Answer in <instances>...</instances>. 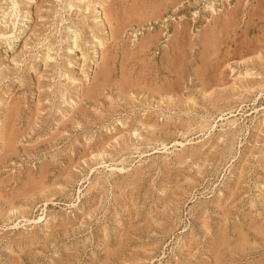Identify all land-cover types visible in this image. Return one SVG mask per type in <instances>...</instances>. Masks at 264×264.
<instances>
[{
  "label": "rangeland",
  "instance_id": "obj_1",
  "mask_svg": "<svg viewBox=\"0 0 264 264\" xmlns=\"http://www.w3.org/2000/svg\"><path fill=\"white\" fill-rule=\"evenodd\" d=\"M13 1L0 264H264V0Z\"/></svg>",
  "mask_w": 264,
  "mask_h": 264
},
{
  "label": "bare ground",
  "instance_id": "obj_2",
  "mask_svg": "<svg viewBox=\"0 0 264 264\" xmlns=\"http://www.w3.org/2000/svg\"><path fill=\"white\" fill-rule=\"evenodd\" d=\"M55 2L56 1H59V0H54ZM76 1V3L75 4H77V3H85V2H87L88 0H75ZM93 1H95V0H93ZM98 1H100L101 3H96V4H92L91 5V3H89L90 2V0H89V2L88 3H86L85 5H83L82 7H84V10L85 11H88L89 12V9L92 7L93 9H94V12L95 13H97L98 14V16H97V18L96 19H94L95 21H96V23L97 24H99V26L100 27H103V29H105V22H106V20H105V22H104V18L102 17V15L101 14H103V13H100V12H102L101 11V7H99V6H101L103 3V1L104 0H98ZM97 1V2H98ZM151 1V0H150ZM153 1V0H152ZM214 2H218V1H220V0H213ZM60 2V1H59ZM92 2V1H91ZM239 2H240V0H239ZM33 3V2H32ZM61 3H62V1H61ZM93 3V2H92ZM107 3V2H106ZM146 3V2H145ZM150 3V2H149ZM162 3H165V2H161V5H162ZM14 4L16 5V3L13 1V0H11V6H10V11L9 12H11L12 11V9H13V7H14ZM62 4H65V3H62ZM75 4H73L72 2H68L67 4H65V6L64 7H67V10L69 11V10H73L74 9V6H76ZM125 4V3H124ZM124 4H121V5H124ZM135 4V3H134ZM155 4V3H154ZM39 5V4H38ZM79 5V4H78ZM142 5V4H141ZM156 5V4H155ZM161 5H159V6H161ZM164 5V4H163ZM171 5H173V4H171ZM236 5V4H235ZM40 6V5H39ZM138 6V5H137ZM158 6V7H159ZM181 6V5H180ZM3 7V6H2ZM107 7V6H106ZM143 7V6H142ZM157 7V6H156ZM78 8V7H77ZM122 8V7H121ZM123 8H125V7H123ZM150 8V7H149ZM152 8V7H151ZM178 8V7H177ZM92 9V10H93ZM105 9V8H104ZM1 10V9H0ZM5 10V9H4ZM7 10V9H6ZM36 10H38V9H36ZM40 10V9H39ZM38 10V11H39ZM75 10V9H74ZM148 10V9H147ZM157 10H158V8H157ZM161 10V9H160ZM174 10H176V9H174ZM207 10H209V11H213V8H209L208 6H207ZM234 10V9H233ZM251 10V9H250ZM262 10V9H261ZM38 11H36V12H38ZM118 11V10H117ZM137 11V10H136ZM150 11H152V10H150ZM154 11V10H153ZM263 11V10H262ZM1 12V11H0ZM4 12V11H3ZM5 12H7V11H5ZM30 12V11H29ZM67 12V11H66ZM135 12V11H134ZM138 12V11H137ZM136 12V13H137ZM143 12V11H142ZM142 12H138L139 14L140 13H142ZM232 12H234V11H232ZM148 13V12H147ZM237 12H235V14H236ZM251 13V12H250ZM3 14V13H2ZM7 15L6 16H2V19H5L6 18V20H7V17H8V13H6ZM145 14V13H144ZM151 14H154V13H151ZM248 14V13H247ZM261 15H262V13H260ZM54 15V14H53ZM59 15V14H58ZM61 15V14H60ZM118 15V14H117ZM233 15V14H232ZM252 15V14H251ZM250 15V16H251ZM260 15V16H261ZM10 16H12L11 14L9 15V17ZM96 16V15H95ZM104 16V15H103ZM37 17V16H36ZM116 17V16H115ZM234 17V16H233ZM95 18V17H94ZM117 18V17H116ZM115 18V19H116ZM133 18V17H132ZM142 18V17H141ZM148 18V17H147ZM150 18V17H149ZM223 18V17H222ZM59 19H61V18H59ZM117 19H119V18H117ZM136 19V18H135ZM134 18H133V21H137V23H138V20L136 19L135 20ZM231 19V18H230ZM154 19H152V21H153ZM182 20V19H181ZM221 20V19H220ZM5 21V20H4ZM93 21V20H92ZM118 21V20H117ZM145 21H146V19H145ZM144 21V22H145ZM148 21V20H147ZM149 21H150V19H149ZM155 21V20H154ZM160 21H161V19H160ZM222 21V20H221ZM9 22V21H8ZM143 22V21H142ZM156 22V21H155ZM154 22V23H155ZM162 22H163V20H162ZM4 23V22H3ZM7 23V22H6ZM117 23H119V22H117ZM131 23V22H130ZM218 23H219V20H218ZM36 24V23H35ZM39 24V23H38ZM121 24V23H120ZM142 24V23H141ZM141 24H140V27H141ZM2 25H4V24H2ZM136 26H137V24H135ZM249 25H251V24H249ZM107 26V25H106ZM111 26V25H110ZM129 26V25H128ZM5 27V26H4ZM24 27V26H23ZM115 28H116V26H115ZM114 28V29H115ZM4 29V28H3ZM30 29V28H29ZM106 29H108V28H106ZM248 29V28H247ZM30 30H32V29H30ZM119 30V29H118ZM205 30H207L206 28H205ZM5 31V30H4ZM186 31V30H185ZM208 31V30H207ZM2 32V31H1ZM19 32H21V31H19ZM179 32V31H178ZM210 32V31H209ZM3 33V32H2ZM2 33H0V36L1 35H3ZM21 33H23V32H21ZM31 33H32V31H31ZM66 34H67V36H65L66 37V44L68 45H66L65 44V46L67 47V49H66V51H65V54L67 55V56H69V55H71L72 54V52H73V49H75L76 47H77V45L79 44L78 42H77V40H79V38H81V37H77V34H76V31H74V30H71L70 28H68L67 30H66V32H65ZM103 33H105V35H106V38H105V36L103 37V39L101 38V39H99V38H96V37H94L93 38V42L94 43H96V44H93V47H96V50H99V48H101L102 46H103V44L105 43V42H107L108 40L107 39H109V35H108V31L106 30L105 32H103ZM149 33H151V32H149ZM114 34L116 35V33H115V31H114ZM162 34V33H161ZM160 34V35H161ZM31 35H33V34H31ZM35 35V34H34ZM119 35V34H118ZM177 35H178V33H177ZM18 36V35H17ZM79 36V35H78ZM114 36V35H113ZM148 36V35H147ZM4 37V36H3ZM15 37H16V35H15ZM93 37V36H92ZM111 37H112V34H111ZM110 37V38H111ZM178 37V36H177ZM5 38V37H4ZM78 38V39H77ZM176 38V37H175ZM7 39V38H6ZM104 39H106L107 41H105ZM115 39V38H114ZM113 39V40H114ZM154 39V38H153ZM152 39V40H153ZM180 38H178V40H179ZM9 40V39H8ZM146 40V39H145ZM151 40V41H152ZM10 41V40H9ZM81 41V40H80ZM144 41V40H143ZM147 41H148V39H147ZM146 41V42H147ZM62 42V41H61ZM91 42V41H90ZM173 42V41H172ZM26 43V42H25ZM28 43V42H27ZM174 43V42H173ZM11 44V43H10ZM47 44V43H46ZM177 44V43H176ZM44 45V44H43ZM25 46V45H24ZM45 46V45H44ZM47 46H49V45H47ZM79 46H81L80 44H79ZM178 46V45H177ZM260 46V45H259ZM27 47V46H26ZM26 47H24L25 49H26ZM104 47V46H103ZM123 47V46H122ZM187 47V46H186ZM22 48V47H21ZM48 48V47H47ZM52 48V47H51ZM185 48V47H184ZM24 49V50H25ZM28 49V48H27ZM26 49V50H27ZM79 49V48H78ZM80 49H81V47H80ZM176 49V48H175ZM95 50V51H96ZM150 50V49H149ZM171 50V49H170ZM75 51V50H74ZM81 51H82V49H81ZM94 51V52H95ZM146 51V50H145ZM175 51V50H174ZM173 51V52H174ZM26 52V51H25ZM50 52V51H49ZM83 52V51H82ZM100 52V51H99ZM172 52V53H173ZM177 52V51H176ZM21 53V52H20ZM24 53V52H23ZM74 53V52H73ZM50 53H48L47 55H44V56H46V61H48V60H52V58H53V60H54V57H50V55H49ZM76 54V53H75ZM81 54V53H80ZM99 54V53H98ZM174 54L176 55V53L174 52ZM13 55V54H12ZM21 55H22V53H21ZM87 55V54H86ZM178 55H180V54H178ZM66 56V57H67ZM81 56V55H80ZM135 56V55H134ZM70 57V56H69ZM71 57H72V55H71ZM77 57V56H76ZM79 57V56H78ZM95 58L97 57V55L95 54V56H94ZM18 58V57H17ZM16 58V59H17ZM65 58V57H64ZM68 58V57H67ZM66 58V59H67ZM82 58V57H81ZM86 58V57H85ZM92 58V57H91ZM180 58V57H179ZM77 59V58H76ZM90 59V58H89ZM40 60V59H39ZM42 60H43V58H42ZM52 60V61H53ZM97 60H98V58H97ZM110 60V59H109ZM169 60V59H168ZM14 61H15V58H14ZM17 61V60H16ZM45 61V62H46ZM55 61V60H54ZM65 61V60H64ZM67 61V60H66ZM74 62H76L75 60H73ZM82 61V59L79 61V63ZM84 61V60H83ZM1 62V61H0ZM18 62V61H17ZM48 62H50V61H48ZM69 62V61H68ZM85 62V61H84ZM83 62V63H84ZM168 62V61H167ZM53 63V62H52ZM71 63V62H70ZM97 63V62H96ZM177 63V62H176ZM72 64V63H71ZM85 64V63H84ZM1 65V64H0ZM49 65V64H48ZM51 65V64H50ZM64 65V64H63ZM62 65V66H63ZM68 65H69V63H68ZM74 65V64H73ZM18 66V65H17ZM16 66V67H17ZM33 66V65H32ZM44 66H47L46 65V63L44 64ZM66 66V65H65ZM64 66V67H65ZM80 66V65H79ZM83 66V65H82ZM175 66V65H174ZM48 67V66H47ZM85 67V66H84ZM84 67H82V68H84ZM171 67V66H170ZM18 68V67H17ZM71 68V67H70ZM70 68H68V69H70ZM173 68V67H172ZM10 69V68H9ZM9 69H7L8 71H9ZM67 69V68H66ZM72 69V68H71ZM159 69V68H158ZM17 70V69H16ZM136 71V70H135ZM12 72V71H11ZM99 72V71H98ZM170 72H172V70H170ZM3 73H5L4 72V70H3ZM86 73V72H85ZM175 73V72H174ZM0 74H1V72H0ZM8 74V73H7ZM248 74V73H247ZM250 74V73H249ZM2 75V74H1ZM81 75H83V74H81ZM4 76V75H3ZM86 76V75H85ZM178 76V75H177ZM246 76V75H245ZM0 77H2V76H0ZM67 77V76H66ZM69 77V76H68ZM82 77H84V76H82ZM2 78H6V77H2ZM39 78V77H38ZM71 78V77H70ZM74 78V77H73ZM73 78H71V79H73ZM86 78V77H85ZM177 78H179V77H177ZM78 79V78H77ZM96 79H98V78H96ZM176 79V78H175ZM74 80V79H73ZM139 80V79H138ZM176 80H178V79H176ZM0 81H1V79H0ZM71 81V80H70ZM76 81H78V80H76ZM80 81V80H79ZM78 81V82H79ZM96 81H98V80H96ZM120 81H122V80H120ZM173 81H174V79H173ZM134 82V81H133ZM178 82V81H177ZM72 83V82H71ZM74 83V82H73ZM72 83V84H73ZM93 83H95V82H93ZM166 83V82H165ZM76 84V83H75ZM97 84V83H96ZM95 84V85H96ZM99 84V83H98ZM97 84V85H98ZM162 84V83H161ZM167 84V83H166ZM174 84V83H173ZM79 85V84H78ZM94 85V86H95ZM133 85V84H132ZM165 85V84H164ZM92 86H93V84H92ZM162 86V85H161ZM78 87V86H77ZM90 87V86H89ZM165 87V86H164ZM168 87V86H167ZM166 87V88H167ZM93 88V87H92ZM95 88V87H94ZM97 88H100L99 87V85H98V87ZM156 88V87H155ZM163 88V87H162ZM90 89V88H89ZM88 89V90H89ZM123 89V88H122ZM175 89V88H174ZM98 90V89H97ZM168 90V89H167ZM172 90V89H171ZM94 91H96V90H94ZM99 91V90H98ZM141 92V91H140ZM143 92V91H142ZM168 92V91H167ZM169 92H170V90H169ZM169 92L167 93V94H169ZM99 93V92H98ZM147 93V92H146ZM94 94V93H93ZM160 95H161V93H159ZM175 94V93H174ZM61 95V94H60ZM89 94H87V96H88ZM79 96V95H78ZM96 96V95H95ZM80 97V96H79ZM93 97V96H92ZM170 97L171 96H169V97H164V98H166V99H170ZM89 98V97H88ZM146 98V97H145ZM161 99V98H160ZM166 99H164V101L166 100ZM162 100V99H161ZM160 100V101H161ZM72 101V100H71ZM72 102H74V101H72ZM158 102V101H157ZM162 102V101H161ZM38 103V102H37ZM164 103V102H163ZM68 105H70V104H68ZM72 105V104H71ZM158 105V104H157ZM14 109V108H13ZM12 113V112H11ZM16 113V112H15ZM7 114V113H6ZM17 115V114H16ZM223 115H228L227 117H226V119H228L229 117H232L233 116V114H232V112L231 111H229V112H227V113H225V114H223ZM146 118V117H145ZM12 119V118H11ZM126 119H127V117H126ZM225 118L223 117V116H220L219 117V119L218 120H224ZM10 120V119H9ZM136 120H138V119H136ZM6 121V120H5ZM141 121V120H140ZM142 121H144L143 119H142ZM10 122V121H9ZM117 122V125L119 126H121V127H123L124 126V121L123 120H117L116 121ZM145 122V121H144ZM264 122V121H263ZM4 123H6V122H4ZM126 123H127V121H126ZM1 124V123H0ZM143 123L141 122V125H142ZM145 124V123H144ZM143 124V125H144ZM207 124V123H206ZM137 125V124H136ZM202 125H204V123L202 124ZM5 126V125H4ZM148 126H149V123H148ZM7 128H8V126H6ZM138 127H139V125H138ZM137 127V128H138ZM203 127V126H202ZM5 128V127H4ZM210 128H211V126H210ZM134 129H136V128H134ZM142 130H145V128L143 129V128H141ZM9 130V129H8ZM130 130H132V129H130ZM137 130H139V128L137 129ZM10 132V131H9ZM15 132V131H14ZM13 131H12V133H14ZM129 134V136L132 138H136L137 139V141H138V137L140 136V133H138L137 131H135V130H133V131H131V132H128ZM161 133V132H160ZM230 134V133H229ZM233 134H235V132H233ZM19 135V134H18ZM227 136V135H226ZM231 137V136H230ZM8 138H10L9 136H8ZM7 138V139H8ZM8 141H9V139H8ZM13 143V142H12ZM138 143V142H137ZM177 143V142H176ZM231 143V142H230ZM14 144V143H13ZM156 144V143H155ZM179 144V143H178ZM12 146V145H11ZM135 146V145H134ZM133 146V147H134ZM157 146H161V148H165L166 147V145L165 144H162V143H157ZM137 147V146H136ZM135 148V147H134ZM10 149V148H9ZM137 149V148H136ZM5 150H8V147L7 148H5ZM165 150V149H164ZM166 151V150H165ZM5 152V151H4ZM223 153H225V152H223ZM102 156V153H98V154H95L94 155V157H97V156ZM245 162V161H244ZM46 169V168H45ZM120 170V169H119ZM36 182V181H35ZM28 188V187H27ZM26 189V188H25ZM29 189V188H28ZM31 189V188H30ZM232 195V194H231ZM232 198V197H231ZM11 209H13L12 207H11ZM204 226V225H203Z\"/></svg>",
  "mask_w": 264,
  "mask_h": 264
}]
</instances>
